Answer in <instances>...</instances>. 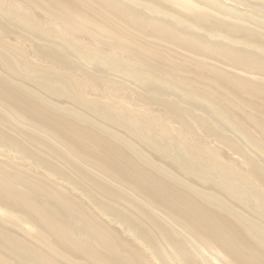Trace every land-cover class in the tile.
Wrapping results in <instances>:
<instances>
[{
  "label": "bare ground",
  "instance_id": "bare-ground-1",
  "mask_svg": "<svg viewBox=\"0 0 264 264\" xmlns=\"http://www.w3.org/2000/svg\"><path fill=\"white\" fill-rule=\"evenodd\" d=\"M0 264H264V0H0Z\"/></svg>",
  "mask_w": 264,
  "mask_h": 264
},
{
  "label": "rangeland",
  "instance_id": "rangeland-1",
  "mask_svg": "<svg viewBox=\"0 0 264 264\" xmlns=\"http://www.w3.org/2000/svg\"><path fill=\"white\" fill-rule=\"evenodd\" d=\"M86 150H88V149H86ZM91 150H92V149H90V151H91ZM92 151H93V150H92ZM92 151H91V152H92ZM88 152H89V150H88ZM91 152H89V154H90ZM90 155H91V154H90ZM97 155L100 156V154H98L97 152H95V151L92 152V156H97ZM101 156H103V155H101ZM104 157H105V156H104ZM106 158H109V157H106ZM109 160H111V161L113 162V163H111V164H115L116 166H117V165H118V166H119V165L122 166V167L119 166V168H120L121 170H123V171H125V172H128V171H129L128 168H126L124 165H121L120 163H119V164L114 163L115 161H113V160L110 159V158H109ZM118 166H117V167H118ZM126 170H127V171H126ZM129 172H130V171H129ZM129 172H128V173H129ZM176 176H177V175H176ZM177 180H178V178H177ZM133 182H134V181H133ZM138 182H139L140 184H143L140 180H138ZM134 185H135V186L137 185L136 182H135ZM142 186L144 187L145 185L143 184ZM191 187L193 188V186H191ZM139 188L141 189V187H139ZM145 188H147V189H145ZM145 188L143 189V191H141L142 189H141L140 191H141V192H144V193L146 194V193H147L146 191L148 190V192H149L150 188H148V187H145ZM196 188H197V187H196ZM194 189H195V188H194ZM144 190H145V191H144ZM195 190H197V189H195ZM198 190H199V189H198ZM202 190H203V192H206V191L209 190V189H207V190H206V189H202ZM204 190H205V191H204ZM208 192H209L210 195L213 194V192H212L211 190L207 191L206 194H208ZM125 194L127 195V193H124V195H125ZM128 195H130V194H128ZM23 218H24V217H23ZM19 232L21 233V230H20Z\"/></svg>",
  "mask_w": 264,
  "mask_h": 264
}]
</instances>
